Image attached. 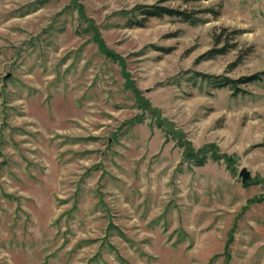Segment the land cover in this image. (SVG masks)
Listing matches in <instances>:
<instances>
[{
	"label": "rangeland",
	"instance_id": "374dc122",
	"mask_svg": "<svg viewBox=\"0 0 264 264\" xmlns=\"http://www.w3.org/2000/svg\"><path fill=\"white\" fill-rule=\"evenodd\" d=\"M0 264H264V0H0Z\"/></svg>",
	"mask_w": 264,
	"mask_h": 264
},
{
	"label": "trees",
	"instance_id": "16d2710c",
	"mask_svg": "<svg viewBox=\"0 0 264 264\" xmlns=\"http://www.w3.org/2000/svg\"><path fill=\"white\" fill-rule=\"evenodd\" d=\"M183 2H195V1H200V0H181ZM143 14H145V17L143 20H138L135 21V24L139 26H144L145 20L151 18V17H163V16H171V17H176L179 18L182 21L189 22L191 24H199L201 22H204L205 19L200 17L198 14L200 12H214V9H202V10H188V9H180V8H175L167 5H161V4H147V5H140L137 7ZM101 48L102 51H105L106 54L114 59H117L116 54L112 52L111 50L107 49L103 43H101ZM223 52V51H220ZM263 73H255L250 76H245L241 79L238 80H233L228 77H222V76H214V75H209V74H204V80H209L211 83L216 84V85H232L236 86L237 90L239 89L238 85H234L237 82H243V83H248V82H256L260 79H262ZM193 152L189 150L188 156L191 159H196L198 161V165H203L206 161V156L200 154L198 155H192ZM215 158H218L215 155Z\"/></svg>",
	"mask_w": 264,
	"mask_h": 264
},
{
	"label": "water",
	"instance_id": "95a60500",
	"mask_svg": "<svg viewBox=\"0 0 264 264\" xmlns=\"http://www.w3.org/2000/svg\"><path fill=\"white\" fill-rule=\"evenodd\" d=\"M242 176L244 184H249L252 179V173L247 167H243L239 173Z\"/></svg>",
	"mask_w": 264,
	"mask_h": 264
}]
</instances>
